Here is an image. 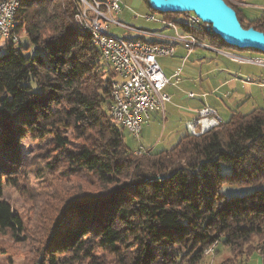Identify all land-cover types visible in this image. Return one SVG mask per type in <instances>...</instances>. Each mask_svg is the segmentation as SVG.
<instances>
[{"label":"trees","instance_id":"obj_1","mask_svg":"<svg viewBox=\"0 0 264 264\" xmlns=\"http://www.w3.org/2000/svg\"><path fill=\"white\" fill-rule=\"evenodd\" d=\"M223 1L243 29L264 34V16L247 19L236 4L244 0ZM75 6L73 0H21L15 31L29 46L4 45L0 234L18 239L25 231L20 215L2 200L3 182L17 186L22 141L50 138L61 154L55 168L67 164L65 177L79 171L95 177L99 193L66 205L39 264H199L219 243L230 254L222 264L254 253L264 264V107L234 112L171 149L132 151L110 115L115 75L100 69L91 38L76 33ZM179 15L166 14L164 21ZM175 26L211 48L232 49L206 24ZM30 48L35 54L25 56ZM224 186L249 192L227 199Z\"/></svg>","mask_w":264,"mask_h":264},{"label":"rangeland","instance_id":"obj_2","mask_svg":"<svg viewBox=\"0 0 264 264\" xmlns=\"http://www.w3.org/2000/svg\"><path fill=\"white\" fill-rule=\"evenodd\" d=\"M128 1L133 0H125L127 6H130L128 5ZM231 1L233 4L236 3L235 0ZM236 4L247 19L264 16V13L261 11V9L264 8V0H244V4ZM122 7L125 8L123 5ZM127 10L128 9H123L119 12L121 13L124 11L123 18L112 14V16H110L111 21L114 23L122 22L123 24L134 26L138 29L152 31L156 30L157 27H161L159 23H146L139 18L142 15L154 13L152 15L159 18L161 22L162 18L166 15L153 10L150 12L148 10L146 12H139L133 9V7L132 10L135 11L136 14L131 15L132 12L130 13ZM186 15L190 17L194 16L192 13H185L179 16ZM179 16H176V19H178ZM175 22L182 24L183 20H176ZM114 23H106L109 33L113 36L124 38L127 35L131 37L135 35L130 32V34H128L126 31L118 28ZM19 43L23 47L29 46L27 38L23 33H21ZM229 50L237 52L233 53L236 56H239L238 53H244L240 52L238 49L232 48ZM206 53L208 55L211 54L210 52ZM23 54L27 56L35 54V52L30 48L29 51H25ZM4 55V44L0 43V58ZM246 55L249 57L260 56V54L257 55L251 50L246 51ZM211 57L215 58V54H211ZM261 57L264 59V55H261ZM234 66L235 71L242 74L246 65H238L236 62ZM99 67L105 72L108 69L102 61L99 62ZM250 77L253 79L258 77L264 82V68L258 69L250 66ZM110 78L112 77L110 76ZM240 78L243 77L240 76ZM252 105L255 107L264 106V89L256 90V95H254L248 106L250 107ZM122 134L125 145L132 151H137L141 148L139 145L143 148H150L149 145L142 140V133H140L141 138L138 139L133 138L126 131H123ZM66 137H68L72 143H81L80 140L75 138V135L68 134ZM20 149L23 167L17 179V186L13 188L3 182L2 200L9 204L13 212L20 215L24 223L25 231L23 235H18V239L13 238L10 234H0V264H39L43 260V262H45L46 259L43 256L45 245L50 238L52 230L53 232L56 231L55 224L62 218L61 215L66 205L78 195L99 193L95 177L86 176L82 174L81 171L73 176L65 177L63 172L68 168L67 164L55 168L54 157L59 158L61 154L57 153V149L50 138H45L43 140L26 138L22 141ZM68 149L71 150L72 147H68ZM248 192L247 190L232 186H224L222 189V193L227 199L241 197ZM22 239H27V241L23 243ZM229 257V250L219 243L217 246L213 247L210 255L205 256L199 264H221ZM254 259L260 258L255 255L251 260V264H254Z\"/></svg>","mask_w":264,"mask_h":264},{"label":"crops","instance_id":"obj_3","mask_svg":"<svg viewBox=\"0 0 264 264\" xmlns=\"http://www.w3.org/2000/svg\"><path fill=\"white\" fill-rule=\"evenodd\" d=\"M119 2L125 7H122V10L128 9V12H132L131 15L136 14L132 7L139 12L152 11L145 0L128 1L130 6H127L125 0H119ZM121 13L117 16L123 18L124 11ZM242 15L246 18L243 12ZM143 16L145 15L139 19L143 20ZM119 23L125 28H118L128 34H135L133 37L125 36L124 40H137L174 49L172 57L157 58L163 75L169 81L165 93L170 97V102L165 105L163 115L150 114L144 120L141 131L142 140L150 148H143L141 145L139 147L151 152L171 149L183 136L187 135V124L195 121L197 113L202 108L215 110L222 122L227 121L234 112L248 113L253 109L262 108L248 106L256 95V90L264 89V82L260 78L250 77V66L264 68L254 62L256 59L264 60L261 56L250 55L249 57L246 51L241 50L240 52L244 53H238L239 56H236L233 53L237 52L229 49L218 50L208 45V47H197L186 56L185 49L176 38V32L169 27L159 24L161 27H157L156 30L147 31ZM161 23H166L164 18ZM179 33H181L180 30ZM206 52L215 54V58ZM236 62L238 65L248 66H245L242 74L235 71ZM255 255L257 254L254 253L248 259L234 264H251ZM228 259L230 257L226 260ZM254 264H262L261 258L254 259Z\"/></svg>","mask_w":264,"mask_h":264},{"label":"built area","instance_id":"obj_4","mask_svg":"<svg viewBox=\"0 0 264 264\" xmlns=\"http://www.w3.org/2000/svg\"><path fill=\"white\" fill-rule=\"evenodd\" d=\"M77 1L82 12L83 25L92 28L97 36L98 47L102 49V58L113 61L119 73V81L116 84V97H110V113L114 123L120 130L126 131L133 138L138 139L142 131L144 120L150 114H162L165 105L170 102V97L165 93L169 84L168 79L163 75L157 58H168L174 54V49H157L154 44L143 43L132 40V45H124V38L113 36L109 33L107 22H112V14L116 16L122 10L119 0H73ZM15 7V0L3 2L0 9V43H4V35H11V43L16 44L21 36H13L9 33V23L12 21V14ZM264 13V8L261 9ZM145 22L159 23L173 29L176 32L177 40L186 51V56L192 53L197 47H208L205 43L199 42L194 36L179 33V27H175V21L161 23L160 19L152 14L142 17ZM177 20L183 23H190L184 16ZM118 27H124L115 22ZM195 26H202L203 23H193ZM74 27V26H73ZM125 28V27H124ZM257 65L264 67V60L256 59ZM178 74V73H177ZM193 97V95H189ZM221 119L215 110L202 108L197 113L194 122L186 126L187 134L190 136L207 133L210 127H218ZM145 153L142 147L137 153ZM212 252L209 249L205 252L208 256Z\"/></svg>","mask_w":264,"mask_h":264},{"label":"water","instance_id":"obj_5","mask_svg":"<svg viewBox=\"0 0 264 264\" xmlns=\"http://www.w3.org/2000/svg\"><path fill=\"white\" fill-rule=\"evenodd\" d=\"M151 10L161 14L192 13L210 26L227 46L255 50L264 55V34L241 27L236 13L223 0H146Z\"/></svg>","mask_w":264,"mask_h":264},{"label":"bare ground","instance_id":"obj_6","mask_svg":"<svg viewBox=\"0 0 264 264\" xmlns=\"http://www.w3.org/2000/svg\"><path fill=\"white\" fill-rule=\"evenodd\" d=\"M9 1L10 0H4V1L0 2V9L3 8V2H9ZM20 3H21V0H15V7L13 10V14H12V21L9 23V33H12L13 36H19L15 31L16 27L18 26L15 19H16L17 12L20 8ZM182 14H185V13H182ZM186 20H189L190 23H184L186 25L185 27H187V26L189 28L199 27V26H195V24H193V23H199V19L196 16L190 17L189 15H187ZM74 28H75L77 34H79L81 36L87 35L91 38L93 47L99 52V54L102 58V49H100L98 47L97 36L94 34V31L92 28H89L87 25H83L81 8H79L77 1H76V6H75ZM4 42H11V35H4ZM124 45H132V41L128 42V41L124 40ZM155 48H157V49H170L168 47H162V46H158V45H155ZM102 61L109 68L111 73L113 75H115V79H119V73H118L117 69L115 68L113 61H107V59H104V58H102ZM115 81H119V80H115ZM110 97H116V84L115 83L112 86ZM110 115H111V113H110ZM111 118H112V115H111ZM214 128H216V127H210L208 129V131H210ZM197 136H200V135H194V137H197Z\"/></svg>","mask_w":264,"mask_h":264}]
</instances>
